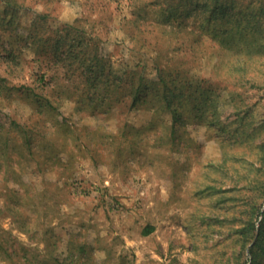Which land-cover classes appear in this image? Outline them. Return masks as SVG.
I'll return each mask as SVG.
<instances>
[{"label": "rangeland", "instance_id": "374dc122", "mask_svg": "<svg viewBox=\"0 0 264 264\" xmlns=\"http://www.w3.org/2000/svg\"><path fill=\"white\" fill-rule=\"evenodd\" d=\"M150 2L0 0V264H264V0Z\"/></svg>", "mask_w": 264, "mask_h": 264}, {"label": "trees", "instance_id": "16d2710c", "mask_svg": "<svg viewBox=\"0 0 264 264\" xmlns=\"http://www.w3.org/2000/svg\"><path fill=\"white\" fill-rule=\"evenodd\" d=\"M163 1H166V0H151L150 3L151 4H156V3L163 2ZM165 99L168 102V105H170V100H171L170 97L169 96H165ZM11 211H12V214H13L14 213L13 206L11 208ZM13 221L15 222L14 216H13ZM16 222H18V224L16 226L19 229V231H21V232L31 233L32 235L36 234V233H39V229L36 227V223L34 221H32L31 217L28 216L27 214H24V216L22 214L19 215V218H18V220ZM152 231H153V228L150 227V226H147L144 229L143 233L145 235H147V234L151 233ZM30 238H31V236H30ZM47 244L48 243H46V245ZM69 257H70V259L67 260V258H66L63 264H90L89 257L82 258L81 261H80L79 256L76 257V256L69 255ZM10 261H11L10 264H17V263L25 264L24 262L13 261V259H11Z\"/></svg>", "mask_w": 264, "mask_h": 264}]
</instances>
